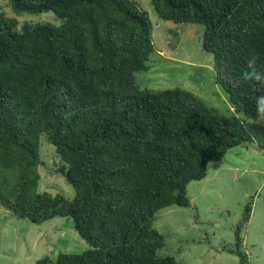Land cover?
<instances>
[{
	"label": "trees",
	"instance_id": "trees-1",
	"mask_svg": "<svg viewBox=\"0 0 264 264\" xmlns=\"http://www.w3.org/2000/svg\"><path fill=\"white\" fill-rule=\"evenodd\" d=\"M14 13L61 20L18 28L0 13V206L41 224L69 217L88 245L36 264H178L161 256L155 215L189 208L187 187L236 147L264 152V87L245 83L246 60L264 72V0H150L157 18L197 26L230 116L181 89H140L154 27L134 0H8ZM55 149L53 173L73 197L39 192L40 139ZM233 247L247 264L242 229Z\"/></svg>",
	"mask_w": 264,
	"mask_h": 264
},
{
	"label": "rangeland",
	"instance_id": "rangeland-1",
	"mask_svg": "<svg viewBox=\"0 0 264 264\" xmlns=\"http://www.w3.org/2000/svg\"><path fill=\"white\" fill-rule=\"evenodd\" d=\"M134 1L149 15L155 46L148 70L134 75L137 86L152 91L178 88L230 116L233 111L215 83L211 56L201 49L197 26L181 29L159 20L150 0ZM0 13L14 18L18 28L24 23L61 24L52 12L17 15L8 0H0ZM40 156L43 165L37 169L38 191L71 199V186L53 173L58 159L45 138L40 139ZM187 194L191 207H170L154 217L153 227L165 243L159 255L173 257L178 264H239L238 258L222 247H233L235 228L251 203L249 221L241 232L242 251L247 264H264V152L251 146L231 149L222 161L207 165L206 177L190 183ZM86 250L88 245L73 230L69 217L32 224L0 206V264H36L45 257L55 261L59 253Z\"/></svg>",
	"mask_w": 264,
	"mask_h": 264
},
{
	"label": "clouds",
	"instance_id": "clouds-1",
	"mask_svg": "<svg viewBox=\"0 0 264 264\" xmlns=\"http://www.w3.org/2000/svg\"><path fill=\"white\" fill-rule=\"evenodd\" d=\"M241 80L245 83L264 87V72L257 68V56L252 55L246 60V70L241 73ZM257 119L264 120V110L257 109Z\"/></svg>",
	"mask_w": 264,
	"mask_h": 264
}]
</instances>
